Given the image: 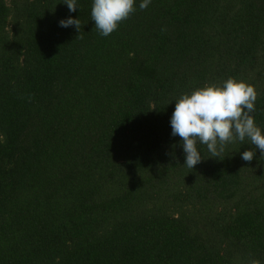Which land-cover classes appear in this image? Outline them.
Instances as JSON below:
<instances>
[{"label":"trees","instance_id":"1","mask_svg":"<svg viewBox=\"0 0 264 264\" xmlns=\"http://www.w3.org/2000/svg\"><path fill=\"white\" fill-rule=\"evenodd\" d=\"M92 2L0 0V264H264L259 150L189 169L170 125L232 77L264 132V0H136L108 37Z\"/></svg>","mask_w":264,"mask_h":264},{"label":"clouds","instance_id":"2","mask_svg":"<svg viewBox=\"0 0 264 264\" xmlns=\"http://www.w3.org/2000/svg\"><path fill=\"white\" fill-rule=\"evenodd\" d=\"M136 0H93L91 20L102 37H108L135 11ZM151 0H142L141 10L148 8ZM70 12L77 11V0H64ZM59 26H75L80 33V20H61ZM79 34L76 39H82ZM258 93L254 85L229 77L222 84L205 85L190 94H182L175 101L170 119L171 135L180 137L185 154L184 166L194 169L203 160L198 144L205 145L211 157L223 155L227 145L246 139L264 158V132L255 123L253 113ZM256 151L246 150L242 160L251 162ZM250 264H260L252 259Z\"/></svg>","mask_w":264,"mask_h":264}]
</instances>
